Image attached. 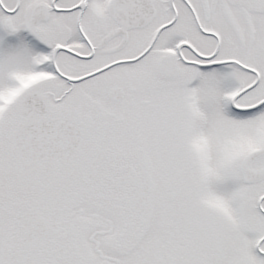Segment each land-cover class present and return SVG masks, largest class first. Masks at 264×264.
Here are the masks:
<instances>
[{
    "label": "snow or ice",
    "instance_id": "snow-or-ice-1",
    "mask_svg": "<svg viewBox=\"0 0 264 264\" xmlns=\"http://www.w3.org/2000/svg\"><path fill=\"white\" fill-rule=\"evenodd\" d=\"M0 264H264V0H0Z\"/></svg>",
    "mask_w": 264,
    "mask_h": 264
}]
</instances>
